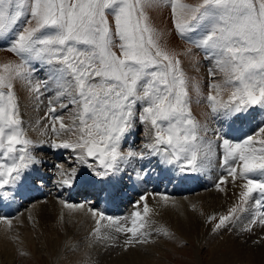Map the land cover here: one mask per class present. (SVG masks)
Segmentation results:
<instances>
[{
  "label": "snow or ice",
  "instance_id": "6c2138e0",
  "mask_svg": "<svg viewBox=\"0 0 264 264\" xmlns=\"http://www.w3.org/2000/svg\"><path fill=\"white\" fill-rule=\"evenodd\" d=\"M161 4L171 7L172 24L180 38L214 61L209 76L215 77L217 71L224 75L222 82L209 84L207 101L212 113L219 115L223 109L224 118L230 119L253 106L264 109V0H0V40L7 41V51L19 59L18 63H0V187L15 184L23 170L40 163L29 151L34 142L22 127L14 91L17 80L34 94L37 106L43 103L49 84L53 85L55 94L41 119H50L45 127L51 128L55 138L41 143L53 150L70 149L76 162L87 165L100 180L119 176L122 163L148 155L166 154L163 162L169 164L182 160L181 171H199L211 163L213 141L201 135L208 128L192 116L188 80L179 58L190 55L191 49L185 53L170 50L164 33L153 26L149 10ZM113 48H119L120 54ZM34 62L46 67V79L33 81ZM225 88H231L228 101L218 102ZM69 104L74 106L71 123H65L63 116L53 114L57 105L65 109ZM137 105L146 135L152 137L151 143L143 145L147 153L121 151L122 141L135 130ZM259 131L264 133V127ZM221 139V167L233 181L247 180L239 194L242 204L259 194L255 203L264 206V146L253 147L252 136L235 144ZM260 143L264 145V140ZM89 157L97 166L88 163ZM54 168L56 182L72 186L77 168L61 163ZM225 181L221 176L216 188L223 190ZM61 203L68 209L83 207ZM237 210L233 207L228 215L219 216L213 232ZM89 211L93 217L99 216L90 236L99 237L101 222L113 218ZM149 211L145 202L143 215ZM132 217L130 227L116 229L131 234L124 244L149 243V234L141 231L145 225L138 224L141 213L133 212ZM214 219L208 217L210 222ZM256 222L254 217L251 223ZM258 222L264 225V213L259 214ZM8 223L11 226L10 220ZM68 248L73 250L72 245Z\"/></svg>",
  "mask_w": 264,
  "mask_h": 264
},
{
  "label": "rangeland",
  "instance_id": "374dc122",
  "mask_svg": "<svg viewBox=\"0 0 264 264\" xmlns=\"http://www.w3.org/2000/svg\"><path fill=\"white\" fill-rule=\"evenodd\" d=\"M184 2L195 3L197 0H184ZM149 14L153 26L158 31L164 33L165 42L170 50L174 49L177 53H185L188 49H191L190 55H180L179 57L182 62V70L188 80L191 113L201 125L207 126L208 132L206 134L202 132L201 135L206 140L213 141L214 153L210 158L211 163L202 170L195 172L181 171L180 166L183 164L182 160L180 164L176 162L171 164L163 162V165L159 167L158 160L155 159L153 164L158 168L152 169L150 174H153V177L164 176V178L156 180V182L147 177L145 169H143V163L141 164L139 161L141 159L134 158L127 164L122 163L120 167L123 171L118 177H122L125 184H123L122 188L116 194L117 200L113 201L111 206L107 199L113 200V197L106 199L103 194H95L97 196L100 195V198L98 197L96 199L97 202L99 201L97 204L100 203L97 209L103 210L102 205L107 204L106 207L108 209L104 211L107 210L108 212L102 211L106 213V217L118 216L116 217L117 220L122 217L123 223L119 227H127L128 224L131 226L133 212L139 211L141 216L143 215L145 202L151 206L150 203L152 201L163 199L165 203H169L168 208L170 207L169 210L171 211L170 213L174 218L175 224H180L181 227L188 229V233H186V230H183L182 233L185 235L182 233L178 234L173 230L169 231L171 227L170 229L166 227L158 235L153 234L147 237L149 240L147 244L125 245L124 241L130 236V233L120 231L118 232L120 233L119 235L112 234L109 237H89L86 235V231L88 228L93 229L92 222L67 219L69 216L63 210L64 205L61 201L74 205H83L85 207V202L91 200V198L84 193L90 194L91 192L89 190L84 191L82 193L84 194L83 198L67 199V193L64 190L65 187L60 186L56 182L58 178L54 165L61 163L66 168H77V177H86L88 189L90 188L93 191L95 190V185L92 184V171L87 165L77 163L75 154L70 149L53 150L47 143H38V137H42L41 139L43 141L55 138L51 133V128L45 127V125H50V119H41L48 110L49 98L55 94L52 91L53 85L49 84V90L41 98L43 103H39L37 106L38 102L35 100L34 94L30 93L21 81L17 80L14 81V91L18 98L23 119L22 127L26 136L34 142V145L29 146V151L33 156L38 158L40 163L33 164L29 169L22 171V177L26 181L23 184L20 182L19 186L17 184L18 190L12 182L6 184L8 189L4 188L6 185L0 187V197L2 200L0 201V218H4L0 219V225L6 228L5 238L0 241V257L4 248L9 249L10 253H13L14 260L12 264H103L102 258L98 257L101 253L109 251V253L114 254L115 250L119 251L127 247L135 249L138 254L145 257V264H211L210 258L216 252H229L235 258L236 264H244L246 263V259L243 258L245 253L242 251H248L252 247L264 242V225L258 222L259 214L264 213V206H257L255 203L256 199H259V194H254L253 198H250L247 204H242L239 194L243 191L241 186L247 180L245 178H239L233 181L227 175L226 171L221 167L224 152L220 147L223 143L221 137L227 138L231 143L235 144L243 142L248 136L253 137V147L260 148L264 146L260 143V141L264 140V133H260L259 131L260 128L264 127V109L260 106L250 107L246 112L234 116L233 119L231 118L230 121L224 118L223 109H219V115H214L207 101V96L210 92L209 84L222 82L224 75L217 71L215 77L209 76V69L215 67L214 61L210 58L206 59L205 53L202 50L193 47L187 41L180 38L172 24L171 7L169 5L161 4L149 10ZM109 20L111 22V17H109ZM116 43L118 44L119 41L117 40ZM7 47L8 42L0 40V63H7L9 61L18 63V57L7 51ZM113 51L117 55L120 54L119 48H113ZM35 67L37 70L33 74V81L46 79L48 75L46 67L39 63H35ZM211 93L216 95L214 89L211 90ZM230 94L231 88L223 89L217 97V101L227 102ZM63 102L67 103V100L65 99ZM73 107V105L69 104L68 108L60 109L59 105H57V111L53 115L63 116L65 123H71L70 116ZM140 108L141 106L137 105L135 130L122 141L121 151L127 152L130 149L136 152L144 151L147 153L149 151L143 145L151 143L152 137L146 135V125L142 124L139 120ZM226 122H231L232 128L239 130L238 137L231 138L229 133L231 129L229 131L224 129ZM147 127L150 128L151 126L147 125ZM61 135L64 138H68V134L66 133H61ZM56 151L59 154L58 159L52 156L56 154ZM69 156H72L71 160L68 159ZM148 158H150V155L145 159ZM166 158L168 157L165 154ZM88 163L97 166L94 158L89 157ZM78 171L81 172L78 173ZM221 176H225L226 178L225 183L221 185V189L223 190H219L215 186ZM45 177L46 179L44 181ZM126 178L128 184H126ZM252 178L259 179L258 176H253ZM115 179L118 178H113V180ZM99 180L96 177L95 184ZM25 182H29L34 188H27L28 183L25 185ZM132 183H138V188L134 185L132 187ZM131 188L138 190L131 191ZM226 190L234 196L229 204L223 206L220 203L212 201L206 209V212L204 211V216H201L196 211L199 204L194 203L193 200H197L195 198L203 194V197L206 198L207 193H212V197H215V195L218 196ZM23 191H27L31 197L24 199L20 195ZM40 191H43V193H40ZM143 195H146L144 196L145 201H140V197ZM74 196L77 195L74 194ZM125 197L128 199L126 200ZM45 201H50L57 205V211L61 214V220L47 225L44 227L43 232L45 233H41L29 221L27 214L35 205L37 206ZM138 201L139 203L137 204ZM173 201H179L182 204L177 207ZM193 205H195V208H193ZM10 206H14V209L8 208ZM233 207H237L238 209L233 217L223 227L213 232L215 224L219 222V216L228 215L229 209ZM87 209L89 210L90 208L87 206ZM25 215L26 218L24 217ZM209 216H215L216 219L210 222L208 220ZM254 217L257 219V222L251 223ZM94 218L99 219V216L97 215ZM122 219L119 220L122 221ZM9 220L11 221V226H9ZM107 221L105 219L102 222ZM112 231L114 232V230ZM164 232L168 234L164 235ZM171 232H174V234ZM41 234L47 237H59L61 235L60 238L62 241L60 240L61 245L58 250L49 249L43 243ZM68 245H72L73 250L70 251ZM2 262L3 264L5 263L3 256L0 258V264Z\"/></svg>",
  "mask_w": 264,
  "mask_h": 264
},
{
  "label": "bare ground",
  "instance_id": "6f19581e",
  "mask_svg": "<svg viewBox=\"0 0 264 264\" xmlns=\"http://www.w3.org/2000/svg\"><path fill=\"white\" fill-rule=\"evenodd\" d=\"M233 118L234 117H232V119ZM226 120L230 121L231 118L226 119ZM224 129L227 131H229V129H231V131L229 132L231 135V138L238 137V133H239L238 131L239 130L232 128L231 122H226ZM41 138L42 137H38V143H40V144H42L41 142L43 141ZM52 156L55 157V155H52ZM155 159L158 160V165H159V167H161L163 165V161L165 159V154L150 155V158H148V159L139 160L141 164L143 163V169H145L147 177H149L150 179H153L154 182H156V180H161V178H164V176H154L153 177V174H150V171L152 169L158 168L155 164H153V161ZM123 182H124V180L122 179V177H119L118 179H115V180H113V179L112 180H99L95 184V188H94L95 190L92 191L90 188L88 189V181H84V179L82 177L81 178L77 177L75 182L73 183L72 192H74V194H76L77 196L78 195L80 196L84 191L89 190V192H92L94 194H103L106 199L113 197V200L107 199L109 204H111L113 201L117 200L116 194L122 188ZM29 187H31V189L34 188V187H32V185H30V183L27 185V188H29ZM117 188L119 190L116 191L115 194L112 195L111 194L112 190H115ZM66 189H69V188H66ZM231 195H232V193H230L229 191L227 192V190L224 191V193H222V194L220 193V195H218V196L215 195V197H212V193L211 194L207 193L206 198H205V197H203L204 196V194H203V195L195 198L197 200H193L194 203L199 204L196 208V211L199 212V214L201 216H204L205 215L204 211L206 212V209L210 206L212 201H214L216 203H220L221 205L224 206V205L229 204L232 201V197H234V196L233 195L231 196ZM77 196H74V197L76 198ZM29 197L30 196L28 195L25 197V199H28ZM66 198L70 200V198H68V197H66ZM208 198H210V199H208ZM125 199L127 200L128 198L125 197ZM190 201H192V200H190ZM173 202H175L177 207H179L180 204H182L179 201H173ZM168 204L165 203V200H163V199H156V200L152 201L150 203V205L153 207L148 205V207L150 209L148 215L147 216L142 215V219L140 221H138V224L143 223L145 225V227L141 231L148 233L149 234L148 237L153 235V234L158 235L159 233L164 231L166 227L167 228L169 227V229L171 227V229L169 231L173 230L174 232H176L178 234H181L183 230H186V233H188V229H185V227L184 228L181 227L180 224L179 225L175 224L174 218L171 216V213H170L171 211L169 210L170 207L168 208ZM106 206H107V204H103L102 205L103 210H100V211L102 212L105 209H108V207H106ZM111 206H112V204H111ZM63 210H65L68 213L69 217L67 219H69V220L74 219V220L82 221V222H85V221L86 222L87 221L92 222L93 226H94L93 229L96 227V224H95L96 218H94L92 216L91 212L87 209V206L86 207H76L73 209H68V208L63 207ZM111 210H115V209H111ZM104 212H108V211L106 210ZM185 212H183V213H185ZM105 214L106 213H104V215ZM105 216H107V215H105ZM24 217L26 218V215ZM27 217L29 218V221L32 222L33 225L35 227H37L38 231H40L41 233H45L43 231H44V227H46L47 225L53 224L55 221L61 220V214L59 211H57V205L53 204L50 201H45L44 203L38 204L37 206L35 205L31 209V211L27 214ZM116 217H118V216H116ZM116 217H114V216L112 217L113 221L108 220L107 222H101V232H100L101 237H103V236L109 237L112 234L113 235L114 234L115 235L120 234V233H118L120 231H117L116 229L121 225V223H123V219L121 217V218H118V220H117ZM119 219H122V221H120ZM127 227H130V224H128ZM5 229H6L5 226L0 225V241H2L5 238L4 237L6 235ZM93 229H91V228L90 229L88 228V230L86 229L87 230L86 235H88L89 237H92V236H90V233L92 232ZM110 229L114 230V232ZM174 232H171V233L174 234ZM182 234H184V233H182ZM41 235H42L41 239L43 240V243L46 244L49 249L58 250L59 246L61 245V243H60V240H61L60 236L61 235L59 237H54V236L47 237V236H44V234H41ZM139 247H141V246H139ZM114 252L115 253L113 254V253H109V251L108 252L105 251V252L101 253L98 257L102 258L103 264H145V262H144L145 257H142V255L138 254V252L135 249H130L127 247V248H123L122 250H119V251L115 250ZM242 252L245 253V256L243 258L246 259V263H244V264H264V242L260 243L258 246L252 247L248 251L245 250ZM2 256H3V260L5 262L4 264H12L13 263V260H14L13 259V253L12 252L10 253L9 249L7 250L6 248H4L0 258H2ZM210 263L211 264H236V260L233 256H231L229 254V252H224V253L216 252V253H213V255L211 256ZM1 264H3V262Z\"/></svg>",
  "mask_w": 264,
  "mask_h": 264
}]
</instances>
